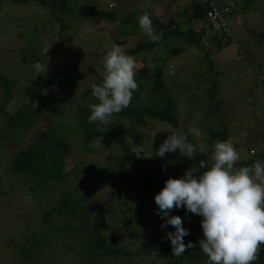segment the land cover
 I'll return each instance as SVG.
<instances>
[{
	"label": "trees",
	"instance_id": "obj_1",
	"mask_svg": "<svg viewBox=\"0 0 264 264\" xmlns=\"http://www.w3.org/2000/svg\"><path fill=\"white\" fill-rule=\"evenodd\" d=\"M210 1L229 8L224 17L226 21L227 15L237 11H250L256 16L258 13L253 4L260 0H239L240 3L237 0H192L187 11L188 22L203 17ZM9 3H40L47 6L54 21L50 27L58 23V31L54 34L57 39L51 42L68 59L66 65L59 61L50 72L27 79L21 88L20 104L13 112L6 109L16 95L13 87L15 89L18 79L9 80L0 74V153L4 150L3 171L19 178L32 194L42 190L48 192L50 187L47 184L54 181L60 185L56 202L41 212L39 225L22 238L21 246L18 247L21 264H58L57 260L54 261L56 250L49 251L50 259L44 254L51 243H60L59 249L63 252H74V259L79 264H205L207 257L199 248V240L203 236L202 232L198 233V225L187 229L189 234L183 238L185 244L191 241L195 247L187 249L179 257L172 255L166 233L174 232L175 229L171 225L161 227L164 219L157 215L158 206L153 197L163 188L167 173L171 175L177 170V176L181 177L187 166H197L199 161L207 159H201L198 153L195 158L189 159L181 156L178 151L166 153L163 157L157 156L156 150L165 136L148 156L138 155L132 143L119 141V136L126 134L130 127L123 126L121 120L139 124L147 119L166 124L182 134H187L189 127H196L200 131L204 129L211 135L214 144L218 140L224 141L229 135V127L223 119L224 100L219 94L215 77L208 75H218V72L211 71L213 59L210 54L224 47L226 42H215L205 47L201 42L200 31L195 33L189 28L180 32L176 26L171 28L172 19L163 23L151 14L154 31L162 34V39L157 42H152L149 37L140 40L125 53L132 57L146 56L148 53L152 58L151 67L145 65L147 63L143 59L144 64L136 69L138 90L134 92L130 106L115 114L108 125L90 124L89 104L97 103L91 95V85L100 84L102 78L92 80L89 77V71H93L91 66L88 71H83L85 79L82 74L74 71L76 62L82 56L73 53L74 45H63L60 40L62 36L68 39L72 37L71 24L62 17L73 13L76 18L104 19L111 23L116 20L112 11L94 9L93 0H87V3L74 8V0H0V7ZM261 12L264 13V8ZM137 24L138 21L134 24L136 28ZM230 31L232 38L227 40V44L234 42L233 32ZM254 33L264 36V31ZM159 45L165 47L164 57L158 56ZM187 47L202 53L199 63L207 67L206 75L199 79L200 73H197L193 83L184 82L179 87H168L165 83L164 64ZM237 50L242 55H239V59L247 60L250 64L249 51L240 47ZM13 52L9 55L17 58V49ZM18 57L22 70L27 71L40 60L41 54L26 45L19 48ZM67 80L70 82L67 83ZM184 91H188L186 100L189 106L185 103ZM179 103L185 107L182 111ZM67 106L72 114L68 122L63 119ZM48 115L54 120L42 126L44 130L36 131L32 141L12 153L8 150L9 144L16 143L14 134L30 128L33 123L43 121ZM133 129L136 130V127ZM76 135L81 136V148L87 152L96 151L90 145L97 139L99 144L106 146V157L99 162L78 160L66 168L64 158L69 154L68 136ZM136 138L142 137L135 135ZM187 139L193 144L190 134ZM256 160L264 161V147L238 161L236 166H250ZM169 215L181 217L184 227L194 214L181 207L174 208ZM105 217L108 218L106 224L109 229L103 226ZM112 229L115 235L110 236L108 233ZM116 230H121V236L120 231L116 233ZM254 264H264V245H261Z\"/></svg>",
	"mask_w": 264,
	"mask_h": 264
},
{
	"label": "rangeland",
	"instance_id": "obj_2",
	"mask_svg": "<svg viewBox=\"0 0 264 264\" xmlns=\"http://www.w3.org/2000/svg\"><path fill=\"white\" fill-rule=\"evenodd\" d=\"M74 1H76V4L72 6L73 8L78 7L82 3H87V0ZM237 2L240 3L239 0ZM136 3L137 0H93L92 7L94 9L111 10L115 17L121 16V18L111 23L105 22L104 19L76 18L73 13L62 17L71 24L70 33L72 37L68 39L66 36H62L60 40H62L63 45H74L73 53L77 52L82 56L81 60L75 64L76 68L74 71L77 74L83 75L84 69L88 71V67L91 66L93 71H89V77L92 80H96L99 77L102 78V58L114 45L121 46L126 53L138 41L148 38L140 30L139 24H137V28L134 26L135 22L138 21L137 18L143 14L139 12L140 7L137 12ZM253 6L256 13H258L256 16L250 11H237L226 16L227 24L233 32L234 42L228 43L210 54V58L213 59L211 71L218 72V75H208V77H215L219 94L224 100L225 111L223 119L229 127L230 136L226 140L231 141L240 154L239 161L251 155L249 154L250 149L255 152L264 147V144L259 147L264 141V36L254 33L264 31V13L261 12L264 8V0L254 2ZM130 13L131 17L129 16ZM157 13L159 14L152 12L149 16L154 15L165 23V12L161 14L159 11ZM133 21L134 24L131 25L130 23ZM53 22L52 16L49 15V8L40 3H9L3 4L0 7V74L9 80L18 79L15 89L13 87V90H16V95L6 109L8 112L15 111L19 106V98L22 96L21 88L27 79L43 75L42 73L38 75L33 67L27 71L22 70L18 57L20 47L28 45L37 54H41L38 62L41 64L47 63L48 72L59 61H61L62 65L67 64L68 59L65 55L63 57L64 52L56 49L51 42L57 39L54 34L58 31V23L57 26L54 24L53 27H50V24ZM117 29L119 30L117 31ZM239 47L249 51L251 57L250 64H248L247 60L239 59V55H241L237 53ZM16 49L17 58H14L9 53L14 54L13 51ZM193 51L194 54L189 53L188 55L186 51L179 54L178 56H182L187 53L183 56H187V59L181 57L179 64L177 63L178 59L176 61L170 59L172 61L165 62L164 77L168 87H179L184 82L193 83L196 80L197 73H200L199 79H203L204 75H206L207 67L199 63L202 53L200 54L199 51H195L194 48ZM69 54H72V52ZM165 55V47L159 45L158 56L164 57ZM133 58L136 61V69L144 64L143 59L147 63L145 65L151 67L152 58L148 53L146 56H135ZM183 60L186 61L184 62ZM172 69L176 70L172 72ZM83 76L85 79L86 76ZM66 82L68 83L70 80ZM204 84L207 85V83H202V85ZM80 88L82 89L83 86H80ZM188 96V91H184L183 97L185 103L189 106L188 100H186ZM76 99L78 100V98ZM178 106L181 111L185 108L180 103ZM71 116L72 114L67 106L63 119L68 122L71 120ZM53 120L48 115L43 121L33 123L30 128H24L17 134H14L16 143L14 145L9 144L8 150L12 153L28 144L36 135V131L44 130L42 126ZM121 123L123 126L130 125V127H128L126 134L119 136V141L124 142L126 140L127 142H131L132 148L136 153L143 156H148L155 149L157 142L164 136L166 139L169 134L177 132L173 131L166 124L164 125L156 120L143 119L139 124L128 120H121ZM134 127H136V130L133 129ZM202 130L200 137L190 136L193 139V144L196 146V153L200 155V158L209 159L214 143L211 135L204 131V129ZM132 131L134 132L133 134H131ZM135 135H139L142 138L135 139ZM68 139L69 154L64 158L66 168L78 160L99 162V160H103L106 157V146L92 147L96 151L87 152L81 148V136H68ZM91 144L99 145L97 139L93 140ZM201 148H203L204 154L201 153ZM177 151L179 152V150ZM3 157L4 150L0 153V186H2V188L0 187L2 189V193L0 194V264H21L18 256V247L21 246L22 238L28 231L34 230L39 225L41 212L56 202L59 196L60 185L57 181H54L47 184L50 187L48 192L42 190L38 194H32L21 183L19 178L6 174L3 171L5 165ZM188 168L187 166L185 171ZM176 173L177 170L171 175L167 173L165 180L180 178ZM91 191H94V189ZM195 216L193 215L188 219L184 228L190 230L192 226L198 225L197 229L200 234L202 232L200 227L202 217L198 216L197 220V215ZM144 219L146 220V215ZM103 222L105 223L103 225L104 228L107 227L109 229L108 224H106L108 223V218L105 217ZM119 231L121 236V230H116L115 232ZM108 234L110 236L115 235L113 229ZM60 246V243H51L45 250V256L50 259L49 251L56 250L57 253L54 256V261L57 260L58 264L72 263V259L74 260L72 264H79V261L74 259L76 258L74 252H63L62 249H59ZM130 247L135 249L133 246Z\"/></svg>",
	"mask_w": 264,
	"mask_h": 264
},
{
	"label": "clouds",
	"instance_id": "obj_3",
	"mask_svg": "<svg viewBox=\"0 0 264 264\" xmlns=\"http://www.w3.org/2000/svg\"><path fill=\"white\" fill-rule=\"evenodd\" d=\"M137 19L140 30L152 42L162 39V34L155 33L147 13ZM102 65V82L91 85V95L97 103L89 104L88 122L108 125L115 114L130 106L138 90L136 61L121 46L114 45L102 58ZM32 67L38 75L47 72V63L36 62ZM189 134L202 135L196 127H189L187 134H169L156 150L157 156L179 150L181 156L195 158L196 146L188 142ZM229 138L228 135L226 139ZM226 139L216 141L209 159L191 166L180 178L165 180L163 188L153 197L157 215L164 219L161 227L171 225L175 229L166 233L173 256L179 257L195 247L191 241L184 242L189 232L182 226L181 217L169 215L174 208L183 207L202 217L203 238L199 240V248L207 257L205 264H254L258 259L264 245V161L237 167L240 154ZM263 144L264 141L259 147ZM90 146L99 147L101 143ZM255 152L249 150L251 155ZM201 153L204 154L203 148Z\"/></svg>",
	"mask_w": 264,
	"mask_h": 264
},
{
	"label": "crops",
	"instance_id": "obj_4",
	"mask_svg": "<svg viewBox=\"0 0 264 264\" xmlns=\"http://www.w3.org/2000/svg\"><path fill=\"white\" fill-rule=\"evenodd\" d=\"M201 1H205V0H201ZM191 3H192V0H139V1L137 0L136 10L138 12V8L140 7L141 9H139V12L143 13V14L145 13V11H146V13L154 12L156 14H159V13H157L159 11L161 12V14L163 12H165V22L172 19L171 28L176 26L177 27L176 30H178L180 32H185L190 28L193 32L197 33L198 31H201V25L197 21L188 22L189 15L187 14V11H188ZM157 8H159V9H157ZM131 13L129 14L130 17L132 16ZM115 18H116V20H118L119 18H121V16L118 15V17H115ZM130 24L133 25L134 21L131 22ZM120 25L123 26L122 24H120ZM153 29H154V27H153ZM228 41H226L225 45L227 44ZM187 48L185 49V51L188 53V55H189V53L194 54L193 48H188V49ZM186 54H184V55H186ZM184 55H182V56L177 55L175 57H172L171 59H174L175 61H176V59H178L179 61H177V63L179 64L181 57L183 59H185L187 57V56L183 57ZM170 61H172V60H170ZM183 61L185 62L186 60H183ZM174 70H176V69H172V72Z\"/></svg>",
	"mask_w": 264,
	"mask_h": 264
},
{
	"label": "built area",
	"instance_id": "obj_5",
	"mask_svg": "<svg viewBox=\"0 0 264 264\" xmlns=\"http://www.w3.org/2000/svg\"><path fill=\"white\" fill-rule=\"evenodd\" d=\"M229 8L225 5L218 6L210 1L209 8L197 22L201 25V42L209 47L215 42L223 44L232 38V33L225 21V14Z\"/></svg>",
	"mask_w": 264,
	"mask_h": 264
}]
</instances>
